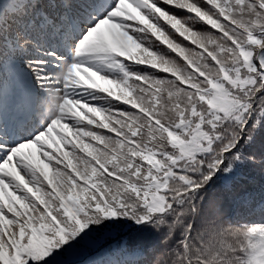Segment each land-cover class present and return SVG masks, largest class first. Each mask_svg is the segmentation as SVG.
Instances as JSON below:
<instances>
[{"label": "snow or ice", "instance_id": "obj_1", "mask_svg": "<svg viewBox=\"0 0 264 264\" xmlns=\"http://www.w3.org/2000/svg\"><path fill=\"white\" fill-rule=\"evenodd\" d=\"M0 264H264V0H0Z\"/></svg>", "mask_w": 264, "mask_h": 264}, {"label": "trees", "instance_id": "obj_2", "mask_svg": "<svg viewBox=\"0 0 264 264\" xmlns=\"http://www.w3.org/2000/svg\"><path fill=\"white\" fill-rule=\"evenodd\" d=\"M187 43V42H186ZM193 47H195V46H193Z\"/></svg>", "mask_w": 264, "mask_h": 264}]
</instances>
